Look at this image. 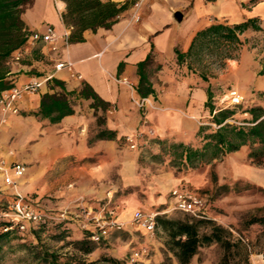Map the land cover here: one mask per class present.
Listing matches in <instances>:
<instances>
[{
  "label": "rangeland",
  "instance_id": "374dc122",
  "mask_svg": "<svg viewBox=\"0 0 264 264\" xmlns=\"http://www.w3.org/2000/svg\"><path fill=\"white\" fill-rule=\"evenodd\" d=\"M124 2L128 4L127 9L118 21L128 23L136 12L139 20L131 23L139 26L145 19L154 27L150 41L154 42L158 36L165 38L167 34L166 45L176 39L184 41L187 26L176 16V13L183 16V5H186L183 0ZM51 3L55 6L53 0ZM26 6L22 5L21 13ZM180 43L164 49L157 60L152 55L146 69L154 79L157 92L143 104L139 96L130 95L129 111L123 121L117 106H111L108 109L111 112L100 108L96 113L90 112L84 101L78 103L81 120L71 123L69 130H62L33 114L19 111L3 116L0 113V169L15 161L23 163L26 171L21 183L17 184V191L38 208L54 215L64 214V218L56 222L58 226H49L45 231L31 228L23 235L13 232L8 239H1L0 264H40L22 243L38 245L36 249L69 251V247L61 248L64 241L81 239L89 232L82 227L84 211L92 209L98 214L106 205L115 209L125 225L99 241L92 240L97 247L84 256L87 260L107 255L126 264H179L169 248L167 232L157 222V217L183 219L185 215L192 216L173 208L170 192L174 188L198 195L203 203V219L213 220L232 233L229 238L233 245L228 250L219 243L200 247L189 264H264V225L246 223L252 216H264V163L257 166L249 159L247 163L239 162L243 155L239 152L234 156L238 163L228 154L221 160L197 167L173 165L170 145L199 146L200 138L195 135L198 127L215 126L211 123L209 109L204 106L195 108L196 113L191 112L194 108L190 96L178 99V107L173 110L164 107L159 98L166 86L178 85L187 74H193L213 89L212 102L216 108L231 107L237 111L229 121L240 124L242 119L250 117L244 113L246 109L264 102V96L257 93L253 82L249 81L259 76L263 69L264 36L253 37L250 46H245L246 51L252 53L247 72L236 67L228 72L225 61L210 55L194 63L190 70L186 63L180 65L176 61L173 50H180ZM240 50H237V58ZM56 51L51 48V52ZM87 51L86 47L70 50L74 59ZM14 52L2 68L11 82L13 75L21 74L22 64L32 63L29 54L14 60ZM218 78L222 79L221 83L217 82ZM243 84L247 94H242L238 88ZM188 86L191 88L193 84ZM232 90L242 97L239 104H233L230 96H224ZM133 117L136 120H132ZM106 124L118 127L116 137L87 144L99 129L107 127ZM41 155L43 159L40 160ZM153 155H160V160H154ZM12 200L13 194L4 185L0 170V209ZM135 210L156 215L153 233L130 222ZM63 229H66V240L60 241L58 233ZM238 241L242 243L237 244Z\"/></svg>",
  "mask_w": 264,
  "mask_h": 264
},
{
  "label": "trees",
  "instance_id": "16d2710c",
  "mask_svg": "<svg viewBox=\"0 0 264 264\" xmlns=\"http://www.w3.org/2000/svg\"><path fill=\"white\" fill-rule=\"evenodd\" d=\"M66 4V12L62 14L64 23L75 28L68 35L69 41H82L81 31L90 28L95 31L97 28H110L118 21L122 12L127 9V3H116L111 0H63ZM260 0H250V4H256ZM30 0H0V92L10 89L13 83L7 79L6 72L2 70L4 62L11 53L20 48L25 37L22 31V19L20 17L22 5L28 4ZM257 18H250L247 21L225 25L215 23L207 26L195 33L186 52L174 49L177 63H186L187 67H193L194 63L202 60L204 56H216L220 60L236 58L237 50L240 49L239 33L247 28L255 30L258 27ZM150 60V55L138 63L139 81L135 88L136 94L140 98L154 95L151 83L144 74V67ZM260 75H264V65ZM53 82L60 84L53 79ZM80 95L84 98H91L93 106H103L106 109L108 103L101 100L89 85L83 84ZM264 96V94H262ZM213 93L207 88V99L204 107L209 109L212 127H198L196 136L200 138L199 146H192L184 143L170 145V162L175 166L197 167L201 164H210L221 160L228 154L239 151L243 146H248V158L257 166L264 163V107L260 105L252 106L244 111L250 117L240 121V124L231 123L237 111L231 107L216 108L212 102ZM74 113L72 105L65 94L44 93L40 97L39 108L32 114L47 119L50 123H57L63 117ZM116 137V131L102 128L88 140L92 143L96 140H112ZM154 160H160V155H153ZM226 188V187H223ZM157 222L167 232L169 237V248L176 257L179 264H189L191 258L197 253L200 247L219 243L227 250L232 244V233L222 225L213 220L197 218L185 215L183 219H166L157 217ZM247 225H264V216H252L247 220ZM58 223L39 227L45 231L49 226H58ZM1 227L8 224L0 223ZM65 230L59 231L58 240H66ZM13 232H18L12 228L7 231L0 230V240L8 239ZM25 234L26 232H19ZM238 241L237 244H241ZM23 248L31 254L33 259L40 264H126L114 257L102 255L97 260H87L84 256L92 253L97 245L91 240L90 232L81 239H70L63 243L64 247L70 250L61 253L57 250L49 251L45 248H38V245H26ZM0 245V249H1Z\"/></svg>",
  "mask_w": 264,
  "mask_h": 264
},
{
  "label": "crops",
  "instance_id": "0c3cea01",
  "mask_svg": "<svg viewBox=\"0 0 264 264\" xmlns=\"http://www.w3.org/2000/svg\"><path fill=\"white\" fill-rule=\"evenodd\" d=\"M53 1L55 6L51 3V0H30L21 13V19L24 24V28L22 29L24 37L25 31L44 32L46 26L53 27L56 35L53 44L57 51L51 52L52 47L41 40L33 42L25 37L26 40L21 47L26 49L24 56L29 54L32 63L22 64L21 74L13 75L14 80L12 83L21 85L30 81H42L37 92L24 95L18 102L19 111L28 115H32L33 112L38 111L40 97L44 93L65 94L72 105L74 113L63 117L57 123H50L48 121L62 130H69L71 123L81 120V116L78 115L79 101L86 102L89 105L90 112L96 113L99 112L100 108L103 111L111 112L108 109L111 106H117L118 114L123 121V118L126 117V112L129 111L130 95L135 94L138 96L135 91L140 78L138 63L143 61L147 55H150L151 58L153 54L154 59L156 57L157 60V56H161L164 49H169V46L173 48L176 42L182 43H180L181 49L178 50L186 52L195 33L211 24L235 25L243 23L250 18L260 19L256 23L260 29L247 28L238 34L240 38L239 47L241 48L240 57L237 59H226V70L228 72L232 71L234 67L243 72L249 71L248 64H251L252 53L247 52L245 46H250L253 37L264 36V0H260L253 5L250 4V0H183L186 5L182 4L185 10L180 19H183L182 23L187 26L183 42L176 39L166 45L168 34L165 38L159 39L161 36H158V39L154 40V42L150 41L149 37L153 33L154 27L145 19L139 26L131 22L124 23L117 21L107 29L99 27L95 31H92L90 28H86L81 31L82 41L68 42V40L66 41L63 38V34L69 35L72 31H75V28H72L62 20V14L66 12L65 2L63 0ZM111 1L124 3V0ZM167 26L169 27L168 24ZM74 47H86L88 51L81 57L74 59L70 52L71 48ZM55 61L56 63L59 61L72 63L73 73L80 77L78 78L76 75L71 76L65 69L56 71L54 69ZM260 66L262 65L260 64ZM146 67L143 69L144 74L156 94L157 89L154 79L149 75ZM263 78L264 75H259L253 76L249 80L253 82L252 85L255 87V91L261 95L264 94ZM53 79L59 81L60 84L54 83ZM221 81L222 79H217L218 83H221ZM83 84L89 85L101 100L108 103L106 109L101 105L93 106L91 98H84L80 95ZM191 84H193V87L190 88L188 85ZM207 88H209V85H206L203 80L201 81L200 77L187 74L178 85L172 84L166 86L162 97L159 98H161L164 107L173 110L178 107V99H187L190 96L193 102L192 109L194 108L191 112L196 113L198 110H195V108L204 106L207 99ZM238 88L242 94H247L248 91L245 84L238 86ZM211 91L213 93V89ZM154 95H149L148 97ZM224 96L228 98L230 92L225 93ZM72 101L76 102V104L72 103ZM259 105L264 107V102H260ZM132 120H136V117H133ZM106 126L104 128L115 131L118 128L117 126L108 124ZM132 126L129 128H132ZM120 127L122 128L124 125ZM65 145L68 146L67 144ZM239 152L243 153L239 162L247 163L249 159L247 146H243L239 151L231 153L230 158L234 160V156ZM41 159H43L42 155ZM234 161V163H238L236 160ZM21 178L18 184L21 183ZM117 217L123 220L120 216Z\"/></svg>",
  "mask_w": 264,
  "mask_h": 264
},
{
  "label": "built area",
  "instance_id": "2783aa9c",
  "mask_svg": "<svg viewBox=\"0 0 264 264\" xmlns=\"http://www.w3.org/2000/svg\"><path fill=\"white\" fill-rule=\"evenodd\" d=\"M139 17V14L135 12L132 14V19H130L129 22H137ZM25 37L33 42L41 40L48 45H53L56 39L54 29L49 25L46 26L44 32L25 31ZM63 38L67 41L68 34H63ZM52 49H55V47L52 46ZM25 53L26 49L20 47L15 50L13 59L16 61L19 60ZM54 69L56 71L65 69L71 76L75 75L73 73L72 63L68 61H59L55 63ZM77 77L79 78L80 76L77 75ZM41 84L42 81H30L21 85L13 84L10 89L1 91L0 113L3 116L7 114H18V102L24 95L37 92ZM230 96L233 104H239L241 102L237 91H230ZM148 100V97L141 98V104ZM135 103L138 105V101H135ZM0 170L3 175L4 185L9 187L13 194L12 202L7 207L0 209V223L5 222L8 224L2 227L0 225L1 231L15 228L18 232H25L31 230V228L36 229L54 224L64 218V214L54 215L32 205L28 202L27 198L17 191L18 181L23 177L26 171V167L23 163L15 161L10 163L7 167H1ZM170 194L175 210L189 213L193 217L204 218L202 211L203 203L198 195L183 191L179 188L172 189ZM84 213L85 223L82 227L89 230L90 238L93 241H99L105 238L111 231L121 230L125 225V222L117 217L115 209L108 205L103 206L98 214H95L92 209L90 211L85 210ZM155 216V214L135 210L131 215L130 222L136 224L147 233H153L156 229Z\"/></svg>",
  "mask_w": 264,
  "mask_h": 264
},
{
  "label": "water",
  "instance_id": "95a60500",
  "mask_svg": "<svg viewBox=\"0 0 264 264\" xmlns=\"http://www.w3.org/2000/svg\"><path fill=\"white\" fill-rule=\"evenodd\" d=\"M176 16H177L178 18H180V17H181L179 13H176Z\"/></svg>",
  "mask_w": 264,
  "mask_h": 264
}]
</instances>
